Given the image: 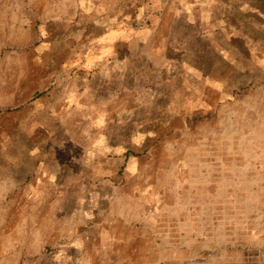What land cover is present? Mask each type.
<instances>
[{
    "label": "rangeland",
    "instance_id": "rangeland-1",
    "mask_svg": "<svg viewBox=\"0 0 264 264\" xmlns=\"http://www.w3.org/2000/svg\"><path fill=\"white\" fill-rule=\"evenodd\" d=\"M0 264H264V0H0Z\"/></svg>",
    "mask_w": 264,
    "mask_h": 264
},
{
    "label": "crops",
    "instance_id": "crops-1",
    "mask_svg": "<svg viewBox=\"0 0 264 264\" xmlns=\"http://www.w3.org/2000/svg\"><path fill=\"white\" fill-rule=\"evenodd\" d=\"M40 185V183H37V182H35V188H34V190L38 187ZM31 187V186H30ZM30 193H31V191H30ZM30 193H28V195L31 197L30 198V200H32L33 198H34V196L35 195H37L38 196V193H40V195L38 196L39 198V200H47V195L46 194H43L40 190H38V191H36V192H33V194H30Z\"/></svg>",
    "mask_w": 264,
    "mask_h": 264
}]
</instances>
